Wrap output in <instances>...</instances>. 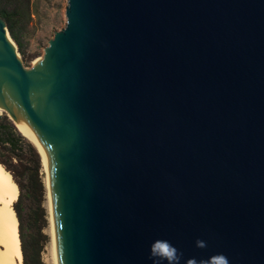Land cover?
<instances>
[{"label": "water", "instance_id": "95a60500", "mask_svg": "<svg viewBox=\"0 0 264 264\" xmlns=\"http://www.w3.org/2000/svg\"><path fill=\"white\" fill-rule=\"evenodd\" d=\"M65 16L30 68L0 17V118L42 139L62 264H169L156 245L264 264V0H67Z\"/></svg>", "mask_w": 264, "mask_h": 264}, {"label": "trees", "instance_id": "16d2710c", "mask_svg": "<svg viewBox=\"0 0 264 264\" xmlns=\"http://www.w3.org/2000/svg\"><path fill=\"white\" fill-rule=\"evenodd\" d=\"M28 5L29 0H0V17L5 21L10 37L22 55L24 50L21 34ZM5 115L0 118V162L11 172L20 189L13 208L19 223L23 264H43L40 253L48 236L43 232L47 226V213L43 206L45 189L39 175L41 156L33 144L21 135L16 123H12L7 118L8 115ZM23 145L31 152L32 159H23ZM10 166L19 167V174Z\"/></svg>", "mask_w": 264, "mask_h": 264}, {"label": "bare ground", "instance_id": "6f19581e", "mask_svg": "<svg viewBox=\"0 0 264 264\" xmlns=\"http://www.w3.org/2000/svg\"><path fill=\"white\" fill-rule=\"evenodd\" d=\"M10 40V39H9ZM12 42V40H10ZM44 56L36 58L32 66H37L43 61ZM2 113H7L17 129L37 149L46 172L45 186L47 192V208L49 213V231L51 236L52 264H62L56 224L49 188V181L43 151L42 139L36 130L23 121L12 117V114L2 105ZM19 189L17 183L8 169L0 162V264H23V254L18 230V219L13 208L17 201Z\"/></svg>", "mask_w": 264, "mask_h": 264}, {"label": "rangeland", "instance_id": "374dc122", "mask_svg": "<svg viewBox=\"0 0 264 264\" xmlns=\"http://www.w3.org/2000/svg\"><path fill=\"white\" fill-rule=\"evenodd\" d=\"M66 5H67V0H29V5L25 15L23 30L21 34L24 55L19 53L21 57V61L23 62V65L26 68H30L32 66L33 61L36 58L43 56V48H46L48 46V42L53 37L54 32L59 31L64 27L66 22V16H65ZM5 114L7 113H2V117L6 116ZM21 153L24 160L32 159V154L25 145H23ZM40 163H41V168L39 175L45 189L43 206L47 213V226L44 228L43 232L48 236V241L44 245L40 253V258L43 264H52L51 236L49 231V220H48L49 213L46 203L47 202V192H46L47 190L45 186L46 172L41 162V158H40ZM8 165L10 164L8 163ZM10 167L14 171H16V174L17 173L19 174V167H15V166H10ZM19 194H20V189H19ZM30 251L31 253L33 251L32 245L30 247Z\"/></svg>", "mask_w": 264, "mask_h": 264}, {"label": "clouds", "instance_id": "9594fccd", "mask_svg": "<svg viewBox=\"0 0 264 264\" xmlns=\"http://www.w3.org/2000/svg\"><path fill=\"white\" fill-rule=\"evenodd\" d=\"M152 255L168 260L169 264H175V249L169 245L165 246L164 251H161L159 245L153 246ZM224 264H227L225 260Z\"/></svg>", "mask_w": 264, "mask_h": 264}]
</instances>
